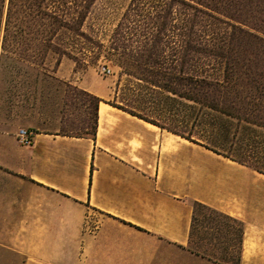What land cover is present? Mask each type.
Instances as JSON below:
<instances>
[{
	"label": "crops",
	"instance_id": "1",
	"mask_svg": "<svg viewBox=\"0 0 264 264\" xmlns=\"http://www.w3.org/2000/svg\"><path fill=\"white\" fill-rule=\"evenodd\" d=\"M94 80L79 84L100 99L93 134L24 145L0 128V264H221L190 249L196 202L242 223L239 264H264V173L111 105Z\"/></svg>",
	"mask_w": 264,
	"mask_h": 264
},
{
	"label": "rangeland",
	"instance_id": "2",
	"mask_svg": "<svg viewBox=\"0 0 264 264\" xmlns=\"http://www.w3.org/2000/svg\"><path fill=\"white\" fill-rule=\"evenodd\" d=\"M160 1L12 0L9 45L13 52L41 65L37 69L19 67L5 72V76L15 79V84L0 88V128L91 132L95 100L79 84L106 79L111 90L106 96L108 101L193 139L210 143L216 137L222 144L218 147L221 151L264 170V128L242 123L246 128L239 127L235 138L230 135V146L223 142L217 126L208 125L213 119L218 121L215 113L206 115L207 110L193 101L148 88L128 75L148 69L134 62L141 55L157 49L166 58L172 52L171 39L166 34L158 48L153 47L154 5ZM177 24L179 27L180 21ZM102 67L111 72L103 73ZM231 121L233 133L237 122ZM210 216L205 209L197 208L195 243L226 247L227 239L211 238L212 232L206 228ZM216 220L223 222L221 218ZM226 225L231 231L228 239L235 238L238 226L231 222ZM218 253L220 256V250Z\"/></svg>",
	"mask_w": 264,
	"mask_h": 264
},
{
	"label": "trees",
	"instance_id": "3",
	"mask_svg": "<svg viewBox=\"0 0 264 264\" xmlns=\"http://www.w3.org/2000/svg\"><path fill=\"white\" fill-rule=\"evenodd\" d=\"M160 2L162 3L157 2L154 5L156 11L153 23L156 32L152 35L153 47L158 48L162 35L166 34L171 39L169 43L172 45V52L166 58L157 49L147 56L141 55L134 62L148 69L136 74L128 72V75L146 83L148 88H158L193 101L207 110L206 115L215 113L218 121L213 119L208 125L214 128L217 126L223 142H229L230 146V135L235 138L239 127L246 128L242 123L264 128V0ZM11 5L12 0H0V88L5 84H15V79L5 76V72L19 67L37 69L41 65L37 60L12 51L9 45ZM177 21H180L179 27ZM92 96L95 108L100 99ZM110 104L160 126L156 121L123 105L114 102ZM231 120L237 122L233 133ZM168 130L264 173L256 164L221 151L218 147H222V144H219L216 137L206 143ZM93 132L94 123L91 125V132L85 133ZM197 208L205 209L211 214L206 228L212 232L213 241L227 239L226 247L195 243ZM216 218H221L223 222L219 223ZM228 222L238 226L235 234L233 233L235 238L228 239L231 236V231L226 228ZM242 236L241 222L203 204L194 203V217L189 235L192 251L221 264H239ZM219 250L220 256H217Z\"/></svg>",
	"mask_w": 264,
	"mask_h": 264
},
{
	"label": "built area",
	"instance_id": "4",
	"mask_svg": "<svg viewBox=\"0 0 264 264\" xmlns=\"http://www.w3.org/2000/svg\"><path fill=\"white\" fill-rule=\"evenodd\" d=\"M102 72L108 74L111 70L108 67H102ZM18 137L22 144L29 145L31 143L32 132L27 129L20 128L18 130Z\"/></svg>",
	"mask_w": 264,
	"mask_h": 264
}]
</instances>
